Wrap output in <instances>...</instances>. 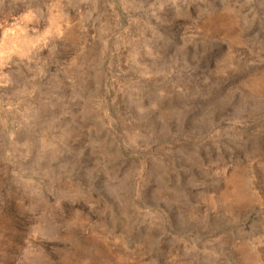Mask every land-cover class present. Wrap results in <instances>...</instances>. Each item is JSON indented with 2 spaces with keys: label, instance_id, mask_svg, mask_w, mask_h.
<instances>
[{
  "label": "rangeland",
  "instance_id": "1",
  "mask_svg": "<svg viewBox=\"0 0 264 264\" xmlns=\"http://www.w3.org/2000/svg\"><path fill=\"white\" fill-rule=\"evenodd\" d=\"M0 264H264V0H0Z\"/></svg>",
  "mask_w": 264,
  "mask_h": 264
}]
</instances>
